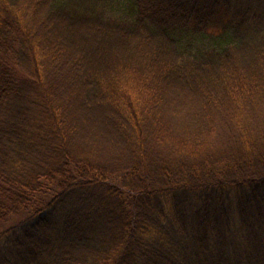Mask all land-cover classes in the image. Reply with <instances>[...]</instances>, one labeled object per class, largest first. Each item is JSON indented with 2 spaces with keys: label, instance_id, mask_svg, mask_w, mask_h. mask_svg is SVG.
<instances>
[{
  "label": "trees",
  "instance_id": "trees-1",
  "mask_svg": "<svg viewBox=\"0 0 264 264\" xmlns=\"http://www.w3.org/2000/svg\"><path fill=\"white\" fill-rule=\"evenodd\" d=\"M253 99L264 0H0V264H264Z\"/></svg>",
  "mask_w": 264,
  "mask_h": 264
},
{
  "label": "rangeland",
  "instance_id": "rangeland-1",
  "mask_svg": "<svg viewBox=\"0 0 264 264\" xmlns=\"http://www.w3.org/2000/svg\"><path fill=\"white\" fill-rule=\"evenodd\" d=\"M241 1H245V0H230V3H231V6H235ZM261 100L260 99H258V100L253 99V101H252V104L254 105V109H255L253 113H255V111H256V115H257V117H259L258 120L256 121V130H258V131L255 135H254V132H252L251 136L249 137V139L253 140V144H254L253 153H255V152L258 153L261 148L264 149V108L262 107V105H260V107L258 105V103H260ZM247 104H249V103H246V105ZM247 107H248V105L246 106V108ZM89 114H88L87 120L90 122H93L94 128H91L88 131L91 135H95L97 130H99L101 128V125L98 122H95V116H93L91 113H89ZM247 118L248 117L245 118L246 121H248ZM224 121L230 122V121H232V119L229 118L228 114H225L224 116H222L218 120L216 125H222L224 123ZM82 124L84 126V122ZM100 135H101V133H100ZM238 139L239 138L236 137V141ZM157 142L158 141L156 140L155 137L152 138V144H151V148L149 151V156L154 157V159H152L153 163L169 164V162H171V160L174 161L175 159L181 157L179 155H181L182 152L179 151L177 148L170 147V145L166 146L168 143L158 144ZM241 148H243V147H241ZM241 148H240V150L236 149L238 157L241 156V153H242ZM223 150H221V151H223ZM117 154H120V153L118 152ZM242 155H244V153Z\"/></svg>",
  "mask_w": 264,
  "mask_h": 264
}]
</instances>
